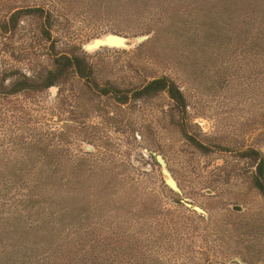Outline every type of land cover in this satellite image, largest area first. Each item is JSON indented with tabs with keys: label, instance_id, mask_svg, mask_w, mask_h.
<instances>
[{
	"label": "rangeland",
	"instance_id": "374dc122",
	"mask_svg": "<svg viewBox=\"0 0 264 264\" xmlns=\"http://www.w3.org/2000/svg\"><path fill=\"white\" fill-rule=\"evenodd\" d=\"M255 179L264 0H0V264H264Z\"/></svg>",
	"mask_w": 264,
	"mask_h": 264
},
{
	"label": "trees",
	"instance_id": "16d2710c",
	"mask_svg": "<svg viewBox=\"0 0 264 264\" xmlns=\"http://www.w3.org/2000/svg\"><path fill=\"white\" fill-rule=\"evenodd\" d=\"M72 73L81 78H91L90 64L82 55L71 54L69 56L60 54L53 58V66L46 70L45 73L38 74L35 78L23 76L16 80L14 85H17V89L32 86L38 89L49 86L55 82H63L65 77ZM159 90H165L176 104L181 103L182 95L180 90L175 86L173 81L164 77H156L146 81L141 88L133 92V95H148ZM101 91V93H103L104 90ZM122 96L126 97V94H122ZM254 185L260 190L264 197V182L255 179Z\"/></svg>",
	"mask_w": 264,
	"mask_h": 264
},
{
	"label": "water",
	"instance_id": "95a60500",
	"mask_svg": "<svg viewBox=\"0 0 264 264\" xmlns=\"http://www.w3.org/2000/svg\"><path fill=\"white\" fill-rule=\"evenodd\" d=\"M143 38V36H139L136 39L137 40H141ZM122 38L115 36V35H106L103 38H96L92 41V46H100L103 44H107V45H119L122 42ZM156 159L158 160L159 163H161V159L157 156ZM167 184L171 187H174L173 183L171 182L170 179H167Z\"/></svg>",
	"mask_w": 264,
	"mask_h": 264
}]
</instances>
